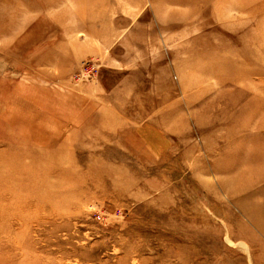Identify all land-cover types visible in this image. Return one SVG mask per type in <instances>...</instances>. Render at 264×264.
Segmentation results:
<instances>
[{
  "label": "rangeland",
  "instance_id": "rangeland-1",
  "mask_svg": "<svg viewBox=\"0 0 264 264\" xmlns=\"http://www.w3.org/2000/svg\"><path fill=\"white\" fill-rule=\"evenodd\" d=\"M0 264H264V0H0Z\"/></svg>",
  "mask_w": 264,
  "mask_h": 264
},
{
  "label": "built area",
  "instance_id": "built-area-1",
  "mask_svg": "<svg viewBox=\"0 0 264 264\" xmlns=\"http://www.w3.org/2000/svg\"><path fill=\"white\" fill-rule=\"evenodd\" d=\"M91 65H93V64H91V63H89V62H84L83 64H82V67H81V69H82V72L83 71H85V70H87ZM92 67V66H91ZM90 67V68H91ZM89 72V71H88ZM88 72H86V74L88 73ZM85 75V74H84Z\"/></svg>",
  "mask_w": 264,
  "mask_h": 264
},
{
  "label": "bare ground",
  "instance_id": "bare-ground-1",
  "mask_svg": "<svg viewBox=\"0 0 264 264\" xmlns=\"http://www.w3.org/2000/svg\"><path fill=\"white\" fill-rule=\"evenodd\" d=\"M37 97V96H36Z\"/></svg>",
  "mask_w": 264,
  "mask_h": 264
}]
</instances>
